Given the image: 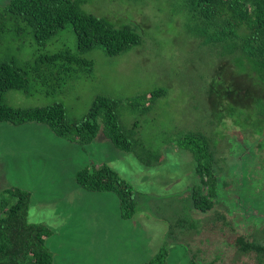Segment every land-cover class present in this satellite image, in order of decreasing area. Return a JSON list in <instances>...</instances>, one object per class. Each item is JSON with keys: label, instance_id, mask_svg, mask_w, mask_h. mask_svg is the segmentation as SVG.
<instances>
[{"label": "rangeland", "instance_id": "obj_1", "mask_svg": "<svg viewBox=\"0 0 264 264\" xmlns=\"http://www.w3.org/2000/svg\"><path fill=\"white\" fill-rule=\"evenodd\" d=\"M77 1L86 12L119 19L112 21L117 26L129 24L140 42L113 56L101 48L86 52L93 61L91 75L61 93L28 96L11 90L4 100L20 107L61 102L70 115L79 117L96 95L109 94L120 100L121 123L134 129L138 155L117 149L102 133L80 146L42 123L0 122V197L7 188L31 194L28 220L52 229L46 241L54 255L52 264H148L161 249L167 250L163 264H188L191 259L199 264H258L257 252L244 253L226 242L224 235H231L232 229H221L219 217L223 214L246 235L264 228V115L250 116L228 98L226 112L235 106L242 113L228 117L223 107L215 106L216 89L208 85V76L217 59L198 48V40L180 33L186 12L182 0H146L144 13L141 0ZM7 2L0 0V6ZM11 37L8 33L7 44L0 48L2 56L23 60L44 50L73 48L76 39L70 25L44 45L31 35ZM220 72L229 81L239 78L233 68ZM249 82L262 85L256 74ZM159 87L166 94L145 108L137 97ZM253 94L264 104L263 89ZM254 107L258 110L260 104ZM234 118L240 124L235 125ZM261 127L263 135L255 132ZM188 131L208 137L218 167L217 203L205 213L191 207L188 191L197 181L195 161L176 141L178 133ZM146 148L160 152L158 162L154 155L144 159ZM101 162L134 189L132 217L121 216L113 192L88 191L76 182L78 170Z\"/></svg>", "mask_w": 264, "mask_h": 264}, {"label": "trees", "instance_id": "obj_2", "mask_svg": "<svg viewBox=\"0 0 264 264\" xmlns=\"http://www.w3.org/2000/svg\"><path fill=\"white\" fill-rule=\"evenodd\" d=\"M148 2L141 0L142 13ZM82 4L77 0H8L0 6V48L7 44L8 33L12 39H21V34L31 35L44 45L63 27L70 25L76 36L73 48L63 46L44 50L28 60L2 56L0 50V122L14 125L42 123L56 136L80 146L90 144L102 133L117 149L138 155L134 151L137 144L133 138L134 129L121 123L118 117L120 100L109 94L96 95L79 117L70 115L61 102L20 107L4 100L5 94L11 90L28 96L61 93L75 80L91 75L93 61L86 57V52L101 48L113 56L140 42L139 34L129 24L117 26L112 21L119 19L86 12ZM181 6L186 12L180 33L184 31L187 36L198 40V48L209 50L211 57L217 59V67L215 64L213 74L208 76V85L216 89L212 98L215 106L223 107L228 117H235V111L242 113V109L235 106L226 112L224 103L228 98L242 105L250 116L264 115V104L253 94L256 88L263 89L264 93V0H182ZM223 68L236 69L239 78L227 80L220 72ZM254 74L257 81H262L260 87L249 82V76ZM163 94L166 89L159 87L137 98L144 100L146 108L151 106V100ZM255 102L260 104L258 110L254 107ZM233 123L240 124L235 118ZM262 131L263 127L255 132L263 135ZM176 141L192 153L195 161L197 181L188 191L191 207L202 213L214 209L218 184L215 168L218 167L208 137L201 132L188 131L178 133ZM144 152L145 160L152 155L155 162L161 158L159 151L156 153L146 148ZM75 176L76 182L88 191L113 192L123 218H130L135 213L134 189L107 163L91 164L78 170ZM30 199L31 194L19 188H7L0 197V264L53 263L54 255L46 244L52 229L28 220ZM219 218L223 222L221 229L226 225L232 229L231 235H224L226 242L244 253L257 252L258 264H264V228L246 235L223 214ZM166 255L167 250L161 249L148 264H163ZM188 264L199 263L191 259Z\"/></svg>", "mask_w": 264, "mask_h": 264}]
</instances>
